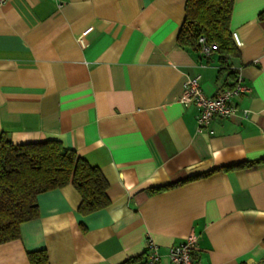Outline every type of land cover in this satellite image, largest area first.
Instances as JSON below:
<instances>
[{
    "label": "crops",
    "instance_id": "obj_1",
    "mask_svg": "<svg viewBox=\"0 0 264 264\" xmlns=\"http://www.w3.org/2000/svg\"><path fill=\"white\" fill-rule=\"evenodd\" d=\"M186 0H8L0 5V131L12 144L57 141L100 170L110 205L87 216L65 186L0 245V264H157L196 236V264H264V0H234L231 69L180 45ZM198 45V44H197ZM237 76V112L198 132L179 102L198 77L211 97ZM242 164V169L223 170Z\"/></svg>",
    "mask_w": 264,
    "mask_h": 264
},
{
    "label": "trees",
    "instance_id": "obj_2",
    "mask_svg": "<svg viewBox=\"0 0 264 264\" xmlns=\"http://www.w3.org/2000/svg\"><path fill=\"white\" fill-rule=\"evenodd\" d=\"M234 0H186L180 45L198 49L197 40L217 46L221 71L234 75L229 60L237 56L230 20ZM235 85V83H234ZM233 85V86H234ZM232 86V87H233ZM231 87V88H232ZM239 164L223 170L242 169ZM72 186L80 197L77 212L87 216L110 205L108 183L99 169L57 141L14 145L0 131V245L20 239V226L39 217L37 198ZM28 264H49L45 250L27 252ZM131 259L123 264H139Z\"/></svg>",
    "mask_w": 264,
    "mask_h": 264
},
{
    "label": "built area",
    "instance_id": "obj_3",
    "mask_svg": "<svg viewBox=\"0 0 264 264\" xmlns=\"http://www.w3.org/2000/svg\"><path fill=\"white\" fill-rule=\"evenodd\" d=\"M8 0H0V5L5 4ZM232 41L236 46L240 43L235 34L231 35ZM199 54L207 57L217 51L215 44L207 43L203 37L197 40ZM249 89L243 85L242 78L237 76L235 85L230 89H225L216 96H207L200 89L199 78H191L185 82L183 92L179 98V102L184 105L193 104L198 109L196 116V124L198 132L207 130L209 134H213L209 130V126L215 118H228L234 116L237 109L232 105V99L243 93H247ZM196 246V236L191 234L180 245L173 246L169 249L168 257L171 264H196L193 257V250ZM146 264H157L159 261V253L157 246L153 242L148 241L146 246Z\"/></svg>",
    "mask_w": 264,
    "mask_h": 264
}]
</instances>
